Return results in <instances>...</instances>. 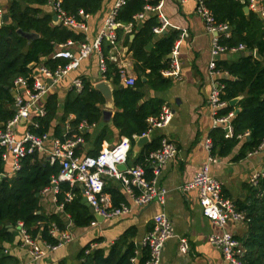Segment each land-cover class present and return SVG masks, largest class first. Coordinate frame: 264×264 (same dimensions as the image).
<instances>
[{"label":"crops","instance_id":"0c3cea01","mask_svg":"<svg viewBox=\"0 0 264 264\" xmlns=\"http://www.w3.org/2000/svg\"><path fill=\"white\" fill-rule=\"evenodd\" d=\"M12 1L13 0H0V8L3 9L4 16L3 25L10 20L8 10ZM240 1L244 3L247 2V5L244 6L245 14L254 11L260 17H263L260 10H254V8L250 6L248 0ZM115 2L116 0H102L100 8L95 13L82 15L78 12L77 14H72L87 25L86 32L63 25L58 17L54 19L56 12L54 11L52 0L40 6L41 16L43 14H50L53 26L60 25L73 29L75 33H81L85 36V39L82 41L69 39L57 45L58 51L61 50V45H64L65 49L77 55L82 42L85 40L91 42L100 34L105 19ZM157 4H161L159 12L164 14L168 20V24L160 33L153 31L154 35L143 48V51L147 56H150L155 48L156 41L177 31L179 36L173 48L175 46L178 47L177 58L180 62V71L176 76H167L163 72L165 69L162 70L163 76L171 80V85L165 89H156L152 87L148 78L142 75L141 79L143 84L138 90L142 93L140 103L151 99H159L163 101V105L166 104L172 109L173 116L169 123L162 129H153L148 137V143L157 137H167L177 146V154L160 168L158 174H155L154 166L146 162V159L141 165L145 167V177L148 180L153 179L156 188L165 190V202L159 203L158 200H153L145 205H134L130 193L121 181L113 177H106V184L108 183V185L119 189L124 197V203L132 206L130 212L121 216L106 218L102 221H98L95 217V220L90 225L78 227L71 220L70 216L64 214L62 212L63 209H60L58 204L53 201V190L49 188L41 196V212L46 215L62 212L61 216L66 224L64 230L68 229L73 236V240L44 258L34 260L29 255L28 249L22 245L21 233L16 226L14 230V242H2L1 244L5 247V253L18 259V264H80L78 258L79 253L88 243L92 242V249L103 247L108 250L110 246L129 229H134L136 232L131 240L136 243L138 248L140 247L143 237L152 230L154 226V217L159 212H164L167 215L175 231L174 236L168 239L164 245L160 264H226L222 251L220 248L213 245L210 240L211 235L214 233H221L222 228L214 224L213 221L203 214V207L197 190L183 191L181 186L192 180L195 174L208 161L209 156L213 155L216 158V162L211 165V173L221 182L222 195L225 198L231 199L236 209L246 216L245 211L241 210L239 206L248 203L251 186H258L251 182L253 175L259 174L260 177L264 176V152L250 154L256 148L254 150H244L245 141L247 139L250 140V131H246L244 134L239 135V142L232 148L228 155L219 156L217 153L213 152V146L209 152L206 147V140L211 138L210 135L212 130L219 127L214 126L215 115L210 105L209 97L215 79L223 80V78H227L230 75L227 72L212 75L209 71V63L212 58L211 46L213 35L206 29L205 22L197 11V0H159ZM31 6L36 7L35 5ZM246 6L249 7L248 13L245 11ZM157 14L158 11L148 13V15L154 16H157ZM7 15L9 16L8 20L5 19ZM133 22L135 24L131 32H127L124 27L117 28V45L115 48L110 47L107 60L117 69H119L120 66L127 67L131 75L137 80L141 75L140 69L144 65V61L135 55L132 45L136 36L135 32L140 28L142 20H135ZM121 23L125 26L130 22ZM3 25L1 27H3ZM104 40L106 44L110 45L107 39ZM256 51L257 50H254L253 55L258 59H262L258 51L259 57L256 56ZM246 53L248 54L246 55ZM141 54L142 51L140 50V55ZM250 54L251 52L246 49L228 51L221 54L217 61L237 62L242 56H249ZM171 60L172 51L163 61H168L170 65ZM41 66L46 65L43 64V62L38 64L35 62L31 63L30 68L32 72L29 76L37 74ZM146 72L149 73L150 69H147ZM75 78H81L83 81L90 82L94 89L95 84L99 81H109L113 86V94L116 90L127 86L124 81L121 80L120 75L117 83L114 82L113 78L107 79L105 77V73H102L100 70V54L98 51H94L88 57L84 58L76 69H73L67 76L57 82V84H55V86H53L38 102L39 106L46 109L49 97L51 95H56L59 105L58 113L51 120L48 131L46 132L49 138L45 141L44 150H38L43 160L47 162H49L47 156L49 152L53 150L54 140L56 138L63 140L67 134V125L69 124L71 130V122L76 119L75 114L70 113L66 116L64 113V105L68 95L72 91L77 92L73 85ZM134 85L130 87H134ZM11 91L14 94V102L11 108L16 112L15 82L13 83ZM23 93H25L24 90L20 91V94L24 95ZM243 97V94L238 96V102L232 105L234 107L231 111L234 113L233 118L237 114L236 110L238 109L240 111L238 103ZM105 103L106 100L101 106L102 117L99 122L90 124L86 120L81 121H86L90 126L82 133L84 142L79 144L78 149H80V156H87L89 155L88 152L94 150L97 137L105 131V129L106 139H104L102 143L101 150L104 147L115 145L124 137L129 138L132 143V138L122 134L121 130L114 125L113 116L117 110L115 99L113 111H106ZM228 104H230V102ZM36 115L35 112H32L33 120H35L34 117ZM64 116H66V120H63ZM156 117L157 116L148 117L146 120L147 123L149 118ZM3 125L4 123L0 121V127ZM58 126L63 128V137L57 135ZM28 127L29 123L23 120L15 126L14 132L18 137H22L28 130ZM219 128L225 130L221 126ZM88 133L90 136L89 139L86 140L84 134ZM142 134H133V140L135 137L141 136ZM243 152L244 155H242ZM240 155H242V157L238 158ZM135 159L130 155L126 163L127 168L133 165H140L133 163ZM3 163L6 167V173H2L0 176L5 177L7 174H12L10 163L4 161ZM148 167L151 168L150 177L147 173ZM78 187L82 195V188L81 186ZM109 196L113 203L112 195L109 194ZM83 197L82 195V198ZM69 222L72 223L67 228ZM247 222V217L246 220L230 221L226 226V230L242 240L248 231ZM182 237H186L190 245V250L187 253H183L180 250ZM100 238L102 239L101 242L93 241Z\"/></svg>","mask_w":264,"mask_h":264},{"label":"trees","instance_id":"16d2710c","mask_svg":"<svg viewBox=\"0 0 264 264\" xmlns=\"http://www.w3.org/2000/svg\"><path fill=\"white\" fill-rule=\"evenodd\" d=\"M51 0H13L9 7L10 20L0 28V121L7 123L15 115L11 108L14 102L12 86L19 76L29 77L32 72L30 64H45L49 69L55 70L59 66H65L70 61L64 57H55L58 51L57 45L69 39L84 40L85 36L75 33L60 25H52L50 14L41 16L40 6ZM53 1V0H52ZM102 0H61L62 7L69 14H77L83 10L85 14L95 13L101 6ZM159 0H127L117 12V21L128 23L135 21V14L141 12L144 6L157 4ZM211 9L217 23H228L231 27L230 37L221 36L220 41L229 46L244 44L249 56H242L237 62L218 61L217 70L229 73V77L223 78L224 93L222 99L228 103L240 95L244 97L239 101L240 111L232 120V137H227L225 130L214 128L210 137L213 141V152L219 156H226L239 142V135L250 131V140L244 143V150H254L264 139V16L260 17L251 11L245 14L244 3L240 0H205ZM31 5H35L31 6ZM158 17L148 15L135 32L133 49L135 55L144 61L141 75L137 78L134 87L129 85L114 92L117 110L113 116V122L121 133L132 138L133 134H142L148 129L147 118L159 116L163 101L151 99L140 103L142 93L138 90L143 81L141 76L148 78L149 83L156 89H165L171 85V80L162 74V70L169 66L164 58L172 51L174 43L178 38V32L170 33L156 41L155 48L150 56H147L143 48L153 37V27L158 25ZM18 29L25 32H35L37 37L29 41L18 33ZM129 37V35H128ZM110 45L102 40V53L107 60ZM140 50L142 54L140 55ZM257 50L262 56L258 59L253 55ZM150 69V72H146ZM107 79L119 80L118 69L107 60ZM84 82L81 92L72 91L64 105L66 116L70 113L76 115L71 122V130L68 136L80 134L78 125L86 120L90 124L97 123L102 117L101 106L105 99L100 91L94 89L90 82ZM58 100L56 95H51L47 101L46 113L43 116H35L38 127L31 128L37 134L48 131L51 120L58 113ZM234 107L228 104L219 111V115H227ZM66 116L63 120H66ZM57 135L63 137L64 131L57 127ZM86 140L89 133L84 134ZM106 139V129L95 141L94 150L89 155H97L101 151L102 143ZM162 137H157L148 143L133 161L134 164H142L146 155L156 150L161 143ZM79 148V147H78ZM77 153L80 154V149ZM131 155V153H130ZM244 155V152L243 154ZM242 155L238 156L242 157ZM130 157V156H129ZM6 167L0 154V174L6 173ZM61 169L59 162L51 164L43 160L41 153L37 150L28 154L22 161V166L16 173L0 176V264H18L14 256L5 253L2 242L12 243L15 240V227L18 222H23L24 227L34 238H42L50 242H56L48 231V224L56 222L64 230L65 220L61 213L70 216L78 227L90 225L95 216L89 208L82 203V195L78 186L71 187L68 182H61L58 193L59 203H64L61 213L46 215L41 212L40 199L45 188L51 186V178L57 177ZM148 176H151V168H147ZM258 186H251L248 203L240 205L245 211L248 219V231L242 242L246 248V264H264V176L258 180ZM72 191L75 196L71 201H66V194ZM104 191L113 197V205L124 202V197L119 189L105 184ZM39 194V196H37ZM43 223L39 225L38 223ZM136 234L134 229L125 231L108 250L103 247L92 249L88 243L79 253L80 264H130V258L134 254L137 245L131 240ZM93 241L101 242L102 239ZM89 249V252H86Z\"/></svg>","mask_w":264,"mask_h":264},{"label":"built area","instance_id":"2783aa9c","mask_svg":"<svg viewBox=\"0 0 264 264\" xmlns=\"http://www.w3.org/2000/svg\"><path fill=\"white\" fill-rule=\"evenodd\" d=\"M127 0H116L113 8L110 10L105 19L104 26L100 34L91 42L85 40L81 43L77 55L70 50L65 49L64 45L59 50L55 57H64L70 61L65 66H59L55 70H51L46 66H41L38 73L29 77L19 76L15 79V107L16 112L12 119L0 127V154L4 162L10 163L11 171L16 173L21 169L23 159L37 150H44L45 141L49 138L47 133L37 134L31 131V127H38L36 120L32 119V112L38 116H43L46 109L38 105L40 99L46 95L57 82L67 76L73 69H76L80 62L88 57L92 52L98 51L100 54V70L105 73L107 70V62L103 56L102 40L107 39L110 47L115 48L118 41L117 28L124 27L127 32H131L134 27V22L123 25L117 21V12L119 8L126 3ZM250 6L254 10H260L264 16V0H248ZM53 8L57 17L62 24L87 31V25L78 20L75 15L69 14L61 5V0H53ZM161 4L153 5L147 3L143 10L135 14V20H143L148 13L157 12L159 24L153 27L156 33L162 32L168 20L163 13L159 12ZM197 11L205 22L206 29L213 35L211 46V61L209 63V71L212 75L220 74L218 71V57L228 51L245 50L244 44L238 46H229L220 41L221 36L230 37L231 26L228 23H217L211 9L206 5L205 0H197ZM80 14L85 15L83 10ZM3 9L0 8V27L3 25ZM178 47L172 49V60L170 65L163 70L167 76H176L180 71V62L177 58ZM120 78L126 85L133 86L136 78L131 75L129 69L120 66L118 69ZM74 88L77 92H81L84 88V82L81 78H75L73 81ZM224 84L219 79H215L213 89L211 91L209 102L215 115L214 126H221L225 129L228 137L233 136L232 118L233 112L227 115H219V111L228 105V101L222 99L224 93ZM24 90V95L20 91ZM173 116V111L168 105H163L162 110L156 118L148 119V129L141 136H148L153 129L164 128ZM29 123L28 130L22 137H18L14 132L15 126L21 121ZM89 123L86 121L79 124L80 134H72L70 126L67 125L66 137L62 140L56 138L54 140L53 150L49 152L47 160L54 164L59 162L61 165L60 172L57 177L51 178V186L44 189L43 193L52 188L53 201L58 204L60 209L64 208V203H59L58 193L60 192L59 185L61 182H68L71 187L81 186L82 195L87 198L90 205L94 208V213L102 216L104 219L113 218L127 214L131 210V205L121 203L113 205L111 197L104 191L106 177H113L121 181L130 193L134 205H145L153 200H158L159 203H164L166 199L165 190L156 188L154 180H148L145 177V167L143 165H133L126 170H119L118 165L126 164L131 153L132 143L127 137L122 138L118 143L112 146L104 147L99 154L80 156L77 153L79 144L84 142L82 133L89 128ZM213 143L211 138L206 140V147L212 149ZM264 152V139L258 147L251 152ZM177 154V146L167 137H163L161 145L151 151L146 162L154 166L155 174L160 172V168ZM216 162V158L210 155L208 161L195 174L192 180L183 184V191L197 190L200 202L203 207V214L213 221L214 224L222 228L221 233L211 235V243L220 248L226 264H246L245 255L246 248L241 239L237 238L233 233L226 230V226L230 221L246 220V216L238 211L229 198L222 195V184L211 173V165ZM260 175L254 174L251 182L254 185L258 184ZM75 194L70 191L66 194V201H71ZM72 222H69L67 228ZM39 225L43 223L39 222ZM18 230L21 233L22 245L28 249V253L32 259H42L48 254L59 250L66 243L73 240L72 234L66 230H62L56 222L48 224V231L51 237L56 239V242H50L44 239L34 238L31 233L24 227L23 222H18ZM174 227L172 222L164 212H159L154 217V226L142 239L140 247L136 248L134 254L130 258V264H160L162 250L166 241L174 236ZM180 250L187 253L190 250V245L186 237L181 238ZM86 252H89L87 250Z\"/></svg>","mask_w":264,"mask_h":264},{"label":"water","instance_id":"95a60500","mask_svg":"<svg viewBox=\"0 0 264 264\" xmlns=\"http://www.w3.org/2000/svg\"><path fill=\"white\" fill-rule=\"evenodd\" d=\"M245 11L248 13L249 12V7L246 6L245 7ZM9 16L7 15L5 17L6 20H8ZM57 18V15L54 16V19ZM18 33L25 37L27 40L31 41L34 38L37 37V34L35 32H25L22 29H18ZM248 53H246L247 55ZM256 56L259 57L258 52L256 51ZM95 89L100 91L105 100V110L106 111H113L114 108V94H113V86L110 84L109 81L106 80H102L99 81L98 83L95 84ZM238 102V98H235L233 100L230 101L231 105H235ZM238 109L236 110V113H238ZM149 142V138L148 136H137L134 138V144L131 148V157L132 158H136L138 156V154L141 152L142 148ZM118 169L119 170H126L127 169V164H121L118 165ZM37 196H39V194H37ZM82 203L85 204L87 207H89L90 211L92 213H94V208L90 205V203L88 202L86 197L82 198ZM94 216L96 217V219L98 221H102L104 220V218L102 216H99L98 214L94 213Z\"/></svg>","mask_w":264,"mask_h":264}]
</instances>
